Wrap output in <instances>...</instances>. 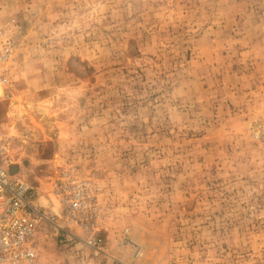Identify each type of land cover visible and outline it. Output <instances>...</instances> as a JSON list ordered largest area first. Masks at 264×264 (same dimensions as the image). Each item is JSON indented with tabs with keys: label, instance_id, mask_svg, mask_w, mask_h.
<instances>
[{
	"label": "rangeland",
	"instance_id": "obj_1",
	"mask_svg": "<svg viewBox=\"0 0 264 264\" xmlns=\"http://www.w3.org/2000/svg\"><path fill=\"white\" fill-rule=\"evenodd\" d=\"M0 35L5 167L105 215L99 250L43 225L37 264H264V0H0Z\"/></svg>",
	"mask_w": 264,
	"mask_h": 264
},
{
	"label": "built area",
	"instance_id": "obj_2",
	"mask_svg": "<svg viewBox=\"0 0 264 264\" xmlns=\"http://www.w3.org/2000/svg\"><path fill=\"white\" fill-rule=\"evenodd\" d=\"M12 57V43L0 35V99L4 100L12 90ZM7 153V140L0 136V264H37V238L45 224L66 235L67 228L76 226L86 233V244L99 250L105 215L92 183L62 174L54 190L62 216H49L36 205L28 185L5 167L11 160Z\"/></svg>",
	"mask_w": 264,
	"mask_h": 264
},
{
	"label": "bare ground",
	"instance_id": "obj_3",
	"mask_svg": "<svg viewBox=\"0 0 264 264\" xmlns=\"http://www.w3.org/2000/svg\"><path fill=\"white\" fill-rule=\"evenodd\" d=\"M22 110L25 111L26 108L22 107ZM22 114H23V113H22ZM24 114H25V113H24ZM14 115H15V114H13V113L10 112V113H9V119H12V120H13V118L15 117ZM14 134L16 135L15 132H14ZM16 136H17V135H16Z\"/></svg>",
	"mask_w": 264,
	"mask_h": 264
}]
</instances>
